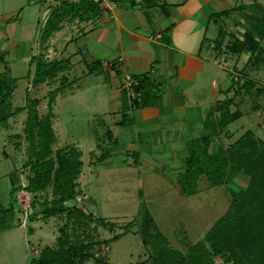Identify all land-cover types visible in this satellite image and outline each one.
Returning a JSON list of instances; mask_svg holds the SVG:
<instances>
[{
	"label": "rangeland",
	"instance_id": "374dc122",
	"mask_svg": "<svg viewBox=\"0 0 264 264\" xmlns=\"http://www.w3.org/2000/svg\"><path fill=\"white\" fill-rule=\"evenodd\" d=\"M66 1L76 2L0 0V49L7 45V52L3 55L7 64L1 70L7 69L8 65L10 74L17 78L12 93L13 106H24L27 95L39 98L41 100L37 109L41 116L49 112L51 91L62 83L66 84L52 102V126L56 133L53 149L55 151L70 144L82 151L83 167L77 180L78 194L64 204L70 208L83 209L89 217L69 218L67 212L54 216L43 214V202H49L54 197L51 187L35 194L24 188L32 175L30 166L25 165L30 153L25 133L28 110L10 116L6 126L0 124V264H29L31 257L38 256L44 246L57 247L60 238L65 240V246H87L84 251H75L77 255L73 264H93L96 258H105L110 264H153L152 249H146L140 234L136 232L143 215L139 201L142 188L134 175L137 161L128 153L125 154V164L116 161L119 157L111 158L120 152L124 154L118 143L125 139L129 130L125 126H116L122 113L111 110L113 98L117 95L115 92L122 90L125 84L123 77L113 68L115 65L120 70V51L114 44L108 45L101 40L103 34L106 39L107 32L101 27H107L106 18L113 17L118 2L92 0L100 9L95 17L76 16L67 20L63 23L62 30L43 41L38 32L41 25L36 31L38 20L42 23L53 7L59 8ZM144 1L136 0L135 5ZM240 4L248 6L247 10L215 14ZM208 8L214 12L209 15L207 10L209 20L204 18L208 29L203 52L212 62V72H207V80L211 82V75L215 77L212 79L213 106H223L229 100L231 110L238 108L243 112L240 118L229 123L225 129L207 128L211 137L209 149L215 152L221 146L231 145L248 129H252L264 140V37L255 33V18L262 15L264 0H209ZM148 13L154 20L156 17L161 20L163 14L159 7L148 10ZM250 16L255 17L250 19ZM251 31L258 43L256 49L233 51L235 40H247V34ZM99 33L101 34L98 35ZM30 53H35L36 56L42 53L51 60L72 57L69 68L58 72L53 79L35 84L32 78L35 64L30 65L26 57ZM94 56L99 57L102 62L97 67L100 70L98 72L92 70L96 68L91 63ZM89 70L92 72L89 73ZM127 88L129 94H134L131 85H127ZM215 108L214 114L218 116L219 111ZM110 127L117 132L115 135L112 130L108 131ZM105 152L107 154L104 159H100ZM116 163L124 168L116 166ZM15 173L21 186L12 211L9 190ZM249 180L247 173L237 172L222 186L208 190L205 185V190L197 197L201 215L192 222L193 229L198 231L199 236L188 235L189 223L184 220L182 225L174 216L170 223L173 226L166 232L171 238L180 233L184 240L180 241L179 247L175 243H169L168 246L180 249L185 255L190 252L193 258L198 254L210 255L217 264H233L230 253H208L196 243L197 238L229 207L231 191L247 187ZM208 197L220 201L215 203L211 199L213 203H206V200L209 201ZM182 215L188 217L186 214ZM128 222L131 223L127 224ZM152 229L155 231V228ZM116 234L121 235L113 239Z\"/></svg>",
	"mask_w": 264,
	"mask_h": 264
},
{
	"label": "trees",
	"instance_id": "16d2710c",
	"mask_svg": "<svg viewBox=\"0 0 264 264\" xmlns=\"http://www.w3.org/2000/svg\"><path fill=\"white\" fill-rule=\"evenodd\" d=\"M115 1L130 5L136 3V0ZM146 1L154 3L153 0ZM247 8L248 6L240 4L222 9L215 14H227L238 9L244 11ZM99 12L100 9L92 0L63 2L59 8H52L41 29L40 38L47 41L54 32L63 28L64 22L76 16L92 18ZM261 12L262 15L255 18L257 25L255 33L264 37V9ZM254 17L249 18L254 19ZM247 37L245 41L236 39L232 50L256 49L258 43L254 39V33L248 32ZM30 64H35L32 78L35 84H39L55 78L58 72L69 68L70 59L47 60L40 53L38 56L31 57ZM99 65H101L100 60L93 63V67ZM113 68L116 69L117 74L120 73L117 66L113 65ZM132 78L136 81L131 84L134 94H129V89L126 87L121 90L122 118L119 123L123 125L129 124L131 109L155 105L159 99L158 89L147 73L133 74ZM16 79L10 74L8 67L0 73V124L6 126L10 116L22 110H28L25 133L29 140L30 153L25 165L30 166L32 175L24 188L35 194L51 187L54 197L49 202H43V214L46 216L67 212L69 218H88L89 214L83 209L70 208L64 204L78 194L77 180L83 167L82 151L70 144L57 148L55 151L53 149L56 133L52 126L54 116L52 102L66 84L62 83L51 91L49 112L41 116L37 109L41 100L39 98H31L27 95V103L24 106H13L12 93L16 86ZM238 89L237 87L236 90ZM216 108L219 111L218 116H215L213 108L205 118V126L212 130L225 129L229 123L243 114L238 108L231 110L229 100L223 106L216 105ZM227 132L229 133V130ZM210 140V136H204L189 141V155L185 158L187 167L183 175L186 192L192 193L195 190L194 183L200 174L206 176L211 186L224 184L237 172L247 173L250 180L247 187L231 191L229 207L207 229L203 239L196 245L201 246L208 253H230L233 264H264V140L260 139L252 129H248L231 145L221 146L215 152L209 149ZM106 154L107 152L103 153L100 159H104ZM11 182L9 199L10 208L13 211L17 203L18 188L21 186L17 173L11 178ZM32 205L35 206L34 202ZM0 212H2L1 209ZM152 228H155V231ZM136 232L140 234L146 249H152L153 264H217L210 255L198 254L193 258L190 252L185 255L180 250L170 248L167 237L158 229L148 208L145 209L142 222ZM120 235L116 234L113 239H117ZM86 249L85 245L79 248L73 245L65 246V240L60 238L57 247L44 246L38 256L31 257L29 264H73L77 255L75 251ZM93 264H110V262L105 258H96Z\"/></svg>",
	"mask_w": 264,
	"mask_h": 264
},
{
	"label": "crops",
	"instance_id": "0c3cea01",
	"mask_svg": "<svg viewBox=\"0 0 264 264\" xmlns=\"http://www.w3.org/2000/svg\"><path fill=\"white\" fill-rule=\"evenodd\" d=\"M208 3L209 0H156L153 4L145 0L136 5L118 2L113 17L106 18L108 20L104 22L107 27H101L102 30H107L106 39L104 34L101 35L102 43L114 44L120 51L118 58H121L120 77H123L125 82L123 87H127L133 79H130L133 74L147 73L158 89L159 99L155 105L131 109L130 122L127 125L120 124L121 119L116 121V126H125L129 130L126 132L127 136H124L125 139L118 143L120 151L124 154L120 152L121 154L111 158L119 157L116 161L125 164V154L128 153L137 161L134 175L142 188L139 201L143 215L148 208L158 229L165 234L169 243H175L176 246L180 245L184 238L180 233L172 238L168 236L166 231L173 226L170 224L172 218L177 217L181 224L189 223L187 234L196 237L198 231L193 229L192 222L201 215L197 197L201 196L200 193L206 186L210 190L223 185L211 186L206 176L200 174L194 183L195 190L187 193L183 179L187 167L185 158L189 155V141L210 136L208 127L205 126V118L207 113L215 108L212 100V79L215 77L211 75L210 82L206 76L209 74L207 72L211 71L212 62L203 52L208 29L204 22H207L209 15L214 12L208 8ZM157 7L164 14L161 16L162 21L156 16L155 20L152 19L153 16L148 13V10ZM205 17L207 21H204ZM46 18L47 16L42 23L40 20L37 22L36 31L41 25L39 36ZM6 46L3 45L0 49V73L5 70H1V67L7 64L3 57L7 52ZM33 55L35 53L26 55L29 64ZM71 57L65 58L71 61ZM91 60V63L101 61L95 56ZM7 67L9 68L8 65ZM98 68L92 70L98 72ZM92 70H89V73ZM115 94L117 97L113 98L111 110L119 113L122 110L121 90ZM112 131L114 135L117 133L114 129ZM120 163H116V166L124 168ZM211 199L215 203L220 201L212 197L209 198L210 202L206 200V203H213ZM205 232L197 241L202 240L200 238L204 237Z\"/></svg>",
	"mask_w": 264,
	"mask_h": 264
},
{
	"label": "built area",
	"instance_id": "2783aa9c",
	"mask_svg": "<svg viewBox=\"0 0 264 264\" xmlns=\"http://www.w3.org/2000/svg\"><path fill=\"white\" fill-rule=\"evenodd\" d=\"M73 1H79V0H73ZM97 1V0H96ZM133 82H136V81H134L133 79H131L130 81H129V84H127L128 86L129 85H131ZM127 88V87H126Z\"/></svg>",
	"mask_w": 264,
	"mask_h": 264
}]
</instances>
